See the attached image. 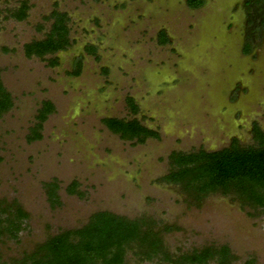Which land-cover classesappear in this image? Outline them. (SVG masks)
Returning <instances> with one entry per match:
<instances>
[{
  "label": "rangeland",
  "instance_id": "obj_1",
  "mask_svg": "<svg viewBox=\"0 0 264 264\" xmlns=\"http://www.w3.org/2000/svg\"><path fill=\"white\" fill-rule=\"evenodd\" d=\"M23 1L27 17L18 21L9 12ZM236 1L189 9L186 0H0V78L13 101L0 118V198L17 200L29 214L16 239L0 240L2 260L108 210L150 218L157 229L174 226L161 233L170 255L226 245L232 264H264V212L218 193L194 205L161 179L172 151L218 150L233 137L251 144L252 122L264 129V29L256 53L244 51L264 8L231 17ZM53 10L67 13L71 46L45 59L26 57L23 45L44 37ZM53 56L57 66L47 62ZM127 96L139 107L135 114ZM44 100L55 110L41 138L29 142ZM109 117L136 118L158 137L122 140L102 123ZM50 183L57 185L53 205ZM125 264L169 263L127 251Z\"/></svg>",
  "mask_w": 264,
  "mask_h": 264
},
{
  "label": "trees",
  "instance_id": "obj_2",
  "mask_svg": "<svg viewBox=\"0 0 264 264\" xmlns=\"http://www.w3.org/2000/svg\"><path fill=\"white\" fill-rule=\"evenodd\" d=\"M204 0H186L190 8H198ZM28 6L20 2L19 7L9 12L15 20L27 17ZM46 20H51L50 27L41 39L31 40L23 45L26 57L36 56L45 59V55H54L67 48L69 38V17L66 12L53 10ZM162 34V35H161ZM159 42L165 43L167 37L161 32ZM94 52V46L87 47ZM249 50V45L244 48ZM54 66L56 57L47 58ZM79 66V65H78ZM79 71L74 70V74ZM131 114L138 111V105L132 97L125 98ZM13 106L10 92L4 87L0 78V118ZM53 104L44 100L35 115L36 122L30 128L27 141L41 138L40 129L47 116L54 112ZM108 129L123 140L142 144L149 137L156 138L155 130L143 126L136 118H105ZM251 144H242L237 138L218 150L198 149L182 153L172 151L169 156V171L162 180L177 184L189 201L197 205L200 200L211 194L231 195L243 205L264 212V130L255 122L251 130ZM47 196L51 205L58 202L55 183L47 184ZM75 192V183L69 186ZM29 214L15 199L0 198V240L16 239ZM175 228L163 225L155 227V222L147 217L130 219L108 210L95 211L86 223L77 228L63 229L48 235L36 243L29 251L18 258L2 260L0 264H125L127 251L136 255L139 260H150L161 257L169 264H232L234 255L226 245H205L199 249L178 255H170L164 247L161 233Z\"/></svg>",
  "mask_w": 264,
  "mask_h": 264
},
{
  "label": "flooded vegetation",
  "instance_id": "obj_3",
  "mask_svg": "<svg viewBox=\"0 0 264 264\" xmlns=\"http://www.w3.org/2000/svg\"><path fill=\"white\" fill-rule=\"evenodd\" d=\"M207 4V0H204V2H203V4L201 5V6H199L198 8H190V7H188L187 6V3H186V6L189 8V9H202L205 5ZM235 4H236V6L235 7H231V10H230V14H229V16H234L235 15V13L240 9V11L244 14V11L245 12H247V13H251V12H254V10L257 8V7H261V8H264V0H237L236 2H235ZM231 17L229 18V19H231ZM229 28H231V26L230 25H232L233 26V23L232 22H230V20H229ZM250 24H252V22L250 23ZM228 28V27H227ZM229 28H228V30H229ZM264 29V16L263 17H261L260 18V23H258V27H257V25H256V27H254L253 29H251L250 30V33H249V36L246 38V43L244 44V47H246V46H248L249 45V50L247 51V52H245V53H256V50H257V48L258 47H260V45L261 44H259L258 42H257V40H259L260 38V35H261V33H260V31L261 30H263ZM161 32H164V30H161L160 32H159V36H158V40H159V38H160V34H161ZM164 34L166 35V33L164 32ZM166 37H167V41L165 42V43H162V44H166L167 42H169V37H168V35H166ZM69 38H70V36H69ZM257 38H259V39H257ZM70 41H71V39H70ZM71 46V43H70V45L68 46V47H70ZM67 47V48H68ZM67 48H65L64 50H66ZM64 50H60V51H64ZM60 51H58V52H60ZM245 51V50H244ZM58 52H56V53H58ZM55 55V54H54ZM58 65V63L56 64V66ZM78 65H79V63H78ZM55 66V65H54ZM77 67H79V66H77ZM74 72V71H73ZM79 74V72L77 73V74H74L73 73V75L74 76H77ZM239 89H240V87L239 88H237L236 89V91H239ZM127 97H129V96H127ZM131 97V96H130ZM133 98V97H132ZM134 99V98H133ZM134 102H135V100H134ZM136 103V102H135ZM139 108V107H138ZM109 118H111V117H109ZM103 119H105V118H103ZM103 119H102V123L104 124V122H103ZM256 121H253L252 122V124H251V126H250V132H251V130H252V125H253V123H255ZM257 123V122H256ZM258 124V123H257ZM105 125V124H104ZM259 125V124H258ZM260 126V125H259ZM105 127L108 129V127L105 125ZM260 128L262 129V130H264L261 126H260ZM109 130V129H108ZM110 131V130H109ZM111 132V131H110ZM113 133V132H112ZM115 134V133H114ZM252 137V136H251ZM149 138H152V137H149ZM233 138H237V137H233ZM233 138H231V139H233ZM121 139V138H120ZM148 139V138H147ZM238 140H239V142H240V139L239 138H237ZM123 140V139H122ZM146 141V140H145ZM143 144V143H142ZM169 161V160H168ZM163 177V176H162ZM162 177H161V179H162Z\"/></svg>",
  "mask_w": 264,
  "mask_h": 264
}]
</instances>
